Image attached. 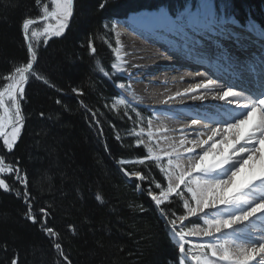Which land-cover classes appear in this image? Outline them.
<instances>
[{
  "label": "trees",
  "instance_id": "trees-1",
  "mask_svg": "<svg viewBox=\"0 0 264 264\" xmlns=\"http://www.w3.org/2000/svg\"><path fill=\"white\" fill-rule=\"evenodd\" d=\"M150 1L146 5L138 0H106L101 9L105 0H75L65 33L51 37L46 45L43 37L34 42L39 57L34 71L49 83L31 79L26 84L21 102L24 127L10 152L0 139V156L27 174L38 222L26 218L27 206L16 194L24 192L23 185L7 176L12 190L0 189V264H11L13 258L18 264H52L57 253L41 230V207L50 210L48 226L59 234L58 242L71 264H176L175 238L147 194L148 181L127 180L125 171H142L161 183L163 178L150 164H120L123 159L142 157V152L134 147V140L124 136L132 129L126 126V118L112 117L104 110L115 91L94 65L99 57H109L95 38L108 21L143 6L164 5L172 10L179 3ZM227 1L230 15L237 20L264 26V0ZM40 14L35 0H0V88L6 83L3 78L28 58L23 19ZM105 37L112 42L110 33ZM90 40L95 54L89 48ZM74 88L83 95L77 96ZM88 109L91 115L95 109L102 116L96 115L93 121ZM152 190L157 191L154 186ZM168 211L182 214L178 199Z\"/></svg>",
  "mask_w": 264,
  "mask_h": 264
},
{
  "label": "snow or ice",
  "instance_id": "snow-or-ice-1",
  "mask_svg": "<svg viewBox=\"0 0 264 264\" xmlns=\"http://www.w3.org/2000/svg\"><path fill=\"white\" fill-rule=\"evenodd\" d=\"M35 4L40 8L41 14L22 21L28 58L3 78L6 83L0 88V139L9 152L15 147L24 127L21 102L25 99V85L31 79L49 83L34 71L39 59L34 42L43 37L46 45L51 37H61L74 15L75 0H35ZM105 6L106 0L99 5L101 9ZM227 23L223 17L217 16L213 0H195V3L189 0L183 11L175 15L163 11L156 17V26L160 30L180 38L191 50L196 51H206L205 41H213L226 34L229 31L225 27ZM41 24L43 27H38ZM104 27L108 28L109 25L105 24ZM115 27L113 23L111 28L114 30ZM116 36L119 37V33ZM115 44V62L110 65L112 72L102 66L99 68L108 78L127 70L124 67L128 63L125 59L127 53L122 51L118 38ZM89 48L93 54L96 53L91 40ZM216 84L212 79H203L184 92H176L164 103L190 94L193 100L202 102L207 98V92L215 90ZM116 86L120 89L131 87L124 83ZM235 87L228 86L213 97L228 104L235 103V109L233 115L217 121V127L210 130L211 134L206 139L203 138L206 133L200 131L195 139L189 140L182 127V138L178 145L154 151L159 146L152 141L153 133L150 130L145 133L143 128L139 131L134 128L128 132V136L134 138V147L143 148L145 155L133 161L122 160L121 163L153 165L165 181L158 182L155 177L145 175L142 171H125V175L133 176L141 182L148 181L150 187L147 194L169 226L170 235L175 238L178 247L176 264H264V232L257 235L254 231L247 230V225L256 217L264 218V63L258 80L250 82L249 87L240 91L234 90ZM73 92L77 96L83 95V91L78 88H74ZM198 92L200 94L196 95ZM246 92L248 95H245ZM56 103L59 104L60 101L57 100ZM121 104L127 106V101L119 99L113 103L112 108L118 109ZM88 111L91 112V109ZM92 116L95 118L96 113L92 112ZM136 116V123L143 124L141 114L136 112ZM128 118L131 119L130 116ZM198 124L199 121L193 119L189 127ZM148 127L151 129V120L148 121ZM145 134L149 137L151 146L142 139ZM116 139L121 140V137L117 135ZM218 144L224 147L218 148ZM185 156L190 160L188 167L179 163ZM146 170L151 172V169ZM9 175L23 185L24 192L16 194L23 197L27 206L26 218L37 223V213L33 211L34 205L30 202L27 190V174L22 173L18 166L7 163L4 156H0V177H4L0 178V189L6 192L12 190L6 182ZM153 186L157 192H153ZM177 198L182 202L184 215L168 211V206ZM96 199L103 202L99 195ZM39 215L42 218L39 221L41 230L52 240L61 264H71L62 244L58 242L59 234L54 227L48 226L50 210L41 207ZM190 217L202 220V227L186 231L185 222ZM69 227L75 233V228ZM191 237L199 239L193 242ZM11 264H18V259L13 258Z\"/></svg>",
  "mask_w": 264,
  "mask_h": 264
},
{
  "label": "bare ground",
  "instance_id": "bare-ground-1",
  "mask_svg": "<svg viewBox=\"0 0 264 264\" xmlns=\"http://www.w3.org/2000/svg\"><path fill=\"white\" fill-rule=\"evenodd\" d=\"M161 12L153 10L135 13V16L131 19L133 28L129 29V34L127 36L120 35L122 51L127 53L125 59L128 63L124 65L127 70L117 74L118 79L123 80L125 85L130 84L131 86L130 88H125L121 94L127 104L140 106L143 103L154 108L153 113L155 116L153 122H151V129L147 126L148 131L150 130L153 133L152 141H155L159 146L154 148V151H159V148H167L169 145H178L182 138L180 129L182 128L183 116H188L189 119H196L194 116L203 107L220 109L213 114L214 117L208 116L207 118L210 122H214L217 125V121L233 115V110L235 109V103H226L221 106L219 99L213 98L216 93L224 89L218 86L215 87L214 91L207 92V98L202 102L193 100L190 94L164 103L168 97L173 96L176 92H184L186 89L200 83L203 78H207L201 72L199 76L194 73L195 76H191L190 72L194 71L190 69V66L181 69L171 68L169 63L171 56L178 55L189 63L203 66L209 74L215 75L214 77L219 76L222 79H228L230 81L228 84L236 86L234 88L236 91L249 87L250 82L258 80L261 75V65L264 63V59H262L264 58L262 56L264 38H261V34L259 36L255 35L259 32L257 30H253V33H251L248 30L244 31V28L240 30L229 23L231 26L227 27L229 31L226 34L216 37L213 41H205L204 47L206 51H196L191 50L185 42L172 34L170 35L172 39L170 36L168 38V32L162 31L156 26V17ZM167 12L169 15H175L169 10ZM139 37H144V39L141 41ZM152 40L162 42L168 48L169 56L166 57L155 49L156 47L154 48V46L156 44L153 43L154 46L149 44ZM251 71L257 76L254 77L249 74ZM246 73L253 80L245 79ZM195 94L199 95L200 93ZM245 95H247V92ZM223 110L229 111L231 114L224 115ZM197 133L198 131L193 128L188 132L185 131L189 140L195 139ZM208 134H211L210 130ZM143 137L147 139L145 141L146 144L151 146L149 137L146 134ZM229 139H231V135H229ZM188 146L191 147V145ZM217 147L222 148L224 146L218 144ZM210 160L211 157H209ZM179 163L184 167H188L190 160L185 156ZM258 221L259 223H264V218L256 217L252 223L247 225V230L249 232L254 230L257 235L264 232V228L260 229V231L254 228L258 225ZM189 224H196L202 227V220L190 217L185 222V225ZM193 230H197V228L194 229L193 227ZM190 239L193 242H197L199 238L191 237Z\"/></svg>",
  "mask_w": 264,
  "mask_h": 264
},
{
  "label": "rangeland",
  "instance_id": "rangeland-1",
  "mask_svg": "<svg viewBox=\"0 0 264 264\" xmlns=\"http://www.w3.org/2000/svg\"><path fill=\"white\" fill-rule=\"evenodd\" d=\"M138 1H144L143 3H145L146 5H148L151 1L150 0H138ZM173 2H177V1H179V3H175V7L173 8L174 10H172L173 12H174V14H176V13H178V12H180L181 10L183 11V9L185 8V7H187V5H188V3H189V0H172ZM140 2V3H141ZM191 2L192 3H195V0H191ZM181 6H183V8L181 9V8H177V7H181ZM213 6H214V8H215V10H216V13H217V15H218V17H223V19L225 20V21H228V23L225 25V27L230 23V24H233V25H236V26H239V25H237V22H232V21H235L232 17H228L227 16V13L229 12V9H228V1L227 0H213ZM164 9H167L164 5H158V6H156L155 8H153V9H149V8H147V7H142V8H140V9H135V11H136V13H140V12H150V11H159V12H161L162 10H164ZM180 9V10H179ZM163 12V11H162ZM108 24V23H107ZM113 24V23H112ZM112 24H108L109 25V27L108 28H105V27H101V31H98L97 32V34H95V38H96V40H100V42L102 43V45L107 49V51L109 52V57H103V56H101L102 58H105V59H102L101 57H99V59H98V61L97 62H95L94 63V65L96 66V68H97V73H98V75L100 76V78H102L103 80H105L108 84H110L111 86H112V88H113V90L115 91V94H116V96H115V98L113 97V98H111V103H109V105H107V107L105 106V108H104V110L106 111V113L107 114H110V116L112 115V117H114V116H117V117H119V116H124L125 118H126V126H128V127H135L136 125H137V116H136V112H138V109H137V106L136 105H133V104H127V106H125V105H119V107H118V109H113L112 108V105H113V103L114 102H116L117 100H119V99H123L122 98V96H121V89L120 88H118L116 85H118V84H116V83H114V78H117L118 77V73H116L115 75H113L111 78H108V77H106V76H104L100 71H99V68L102 66V67H104L107 71H109L110 73L112 72V69H111V67H110V65L112 64V63H114V59H115V56H114V53H113V48H115L116 47V44H115V41H116V39L118 38L119 40H120V36L119 37H117L116 36V32L117 33H119L117 30H113L112 28H111V25ZM229 24V26H231ZM38 27H43V25L41 24V25H38ZM241 27H243V26H241ZM247 28H250L251 30H252V33H253V30H257V31H259V32H257L255 35H257V36H259L260 34H264V29H262L261 27H258V26H256L255 24H253V23H248L247 24V26H246ZM244 28V27H243ZM116 31V32H115ZM236 32H238V31H236ZM111 34V37H112V42H110L108 39H107V37H105L107 34ZM121 35V34H120ZM261 36V38H264V35H260ZM112 45V47H109V45ZM85 109V108H84ZM94 111H95V113H96V115L98 116V117H100V116H102V115H100V114H98V112H97V110H95L94 109ZM86 113H89L90 114V111H86ZM127 113V115H125ZM119 115V116H118ZM90 116L92 117V120H93V116L90 114ZM131 117V119H129L128 117ZM94 121V120H93ZM146 123V122H145ZM148 123V122H147ZM147 126L148 125H146V129H147ZM141 128H138V129H135L136 131H139ZM146 129H144L143 128V131L144 132H146V131H148V129L146 130ZM10 130V129H9ZM98 130V129H97ZM146 130V131H145ZM99 131V130H98ZM128 132L129 131H126L125 133H124V136H127V138H130L129 136H128ZM99 137H100V135H99ZM145 138V137H144ZM130 139H132V140H134V138H130ZM146 139V138H145ZM146 141H147V139H146ZM145 142V141H144ZM104 144V143H103ZM145 144H146V142H145ZM141 150H142V153H144V155H145V151H144V149L143 148H140ZM127 161H129V160H127ZM120 164L121 165H124V166H126L127 164H122L121 162H120ZM125 178L127 179V180H131V179H136L135 177H133V176H128V175H126L125 176ZM165 182V181H164ZM178 199V198H177ZM178 201L180 202V206H181V209H182V211H183V214H184V210H183V208H182V202L178 199ZM179 215V214H178ZM178 223H179V221H178ZM186 227H185V230L187 231L188 229H193V227H194V225H185ZM198 226V225H197ZM197 226L196 227H194V229L195 228H197ZM53 250H55L54 249V247H53ZM57 257L59 258V256H58V254H57ZM57 257L56 256H54L53 255V257H52V264H60V262L58 261V259H57ZM57 260V261H56Z\"/></svg>",
  "mask_w": 264,
  "mask_h": 264
},
{
  "label": "water",
  "instance_id": "water-1",
  "mask_svg": "<svg viewBox=\"0 0 264 264\" xmlns=\"http://www.w3.org/2000/svg\"><path fill=\"white\" fill-rule=\"evenodd\" d=\"M26 86V85H25Z\"/></svg>",
  "mask_w": 264,
  "mask_h": 264
}]
</instances>
